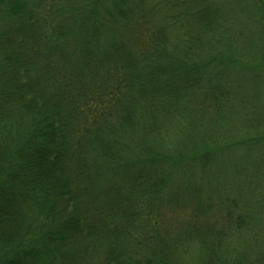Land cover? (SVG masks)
Listing matches in <instances>:
<instances>
[{"label":"trees","instance_id":"1","mask_svg":"<svg viewBox=\"0 0 264 264\" xmlns=\"http://www.w3.org/2000/svg\"><path fill=\"white\" fill-rule=\"evenodd\" d=\"M261 169L264 0H0V264H264Z\"/></svg>","mask_w":264,"mask_h":264},{"label":"rangeland","instance_id":"2","mask_svg":"<svg viewBox=\"0 0 264 264\" xmlns=\"http://www.w3.org/2000/svg\"><path fill=\"white\" fill-rule=\"evenodd\" d=\"M261 181H251L248 179L241 180L238 184V186L233 187L232 189L235 190V192L232 190L226 196L229 198H234L238 201V205H241L242 207H245L244 210L251 211V209L254 208V203L258 202L259 205L264 206V170L261 169ZM230 188H228L229 190ZM261 201V202H260ZM235 205L232 204V210H234ZM264 208V207H263ZM190 208H183L180 212L181 218H186L189 215ZM218 211V210H217ZM219 214V211H218ZM251 213H249L250 215ZM262 215V219L260 222L264 223V213L260 214ZM250 222H253L252 218H248ZM248 225V231L246 230V227L239 229L238 231H234L231 233L229 238V245L231 248H234L235 250L242 247L243 239L246 237V232L252 231L250 228V225ZM264 225H262L263 227ZM244 248V247H243ZM196 256V247L194 245H190L186 252H182V258L185 262V264H188L189 262H192L195 259Z\"/></svg>","mask_w":264,"mask_h":264}]
</instances>
